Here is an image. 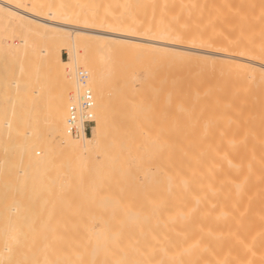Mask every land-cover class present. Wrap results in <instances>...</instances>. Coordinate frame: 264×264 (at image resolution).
<instances>
[{
	"label": "bare ground",
	"instance_id": "bare-ground-1",
	"mask_svg": "<svg viewBox=\"0 0 264 264\" xmlns=\"http://www.w3.org/2000/svg\"><path fill=\"white\" fill-rule=\"evenodd\" d=\"M145 56L144 76L117 79L118 64ZM203 66L215 75L210 119L199 90L185 100L168 77ZM80 70L94 125L75 137L67 109ZM144 85L155 93H137ZM135 93L145 103L131 109ZM115 104L133 126L121 158L145 169L123 223L93 215L75 234L44 224L51 238L0 264H264V0H0V206L33 168L53 172L63 198L82 191L114 133ZM25 208L7 205L18 217Z\"/></svg>",
	"mask_w": 264,
	"mask_h": 264
},
{
	"label": "rangeland",
	"instance_id": "rangeland-1",
	"mask_svg": "<svg viewBox=\"0 0 264 264\" xmlns=\"http://www.w3.org/2000/svg\"><path fill=\"white\" fill-rule=\"evenodd\" d=\"M62 57L64 59L67 58V54L64 50H62ZM149 59V56H145L144 59L140 61L141 63L134 62L132 64L130 63L129 66L124 63L118 64L117 79L129 74L132 75L133 73L138 76H144L145 72H143L142 68L144 66L149 67ZM141 65H143V67H141ZM156 73L154 72V76L152 77V86L157 83ZM168 77L177 78L179 80L181 87L174 92L182 91L185 100L193 96L194 89H198L199 93H201L199 96L203 101V111L208 114L209 119L211 118L213 110L212 88L215 75L212 69H210V66H203L199 72L189 67L181 69L173 68L170 70ZM167 85L169 89L172 83L168 82ZM139 90L140 92L137 93L146 94L147 96L155 93L152 88L145 85L141 86ZM137 93L132 95L133 97H131V101L128 104L131 109L134 108L136 102L143 101V103H145L140 96L136 95ZM161 93H163V91H161ZM114 109H116L113 111L115 121L114 133L107 142L105 155L96 157L92 167L89 168L85 180L86 186L82 191L73 192L63 198L57 192L56 175L51 171L49 172L43 169L36 170L33 168L27 172V176L24 177L19 188L15 190L11 189L6 192V201L0 206V255H5L7 257L19 256L24 254V250L33 247L36 242L49 237L51 238L50 235L47 237L43 236V234H46V231L41 227L44 224H67L65 226H69L68 230L75 234V230L78 233L84 231L83 225L91 223L93 215L105 217L106 222L109 224L117 225L123 223L124 220L121 217L122 208L126 202L132 201L133 193L138 187L137 178L145 169L143 170L139 168L138 165H134L130 162H125L121 158L122 152L131 148L129 142L131 141V130L133 126L130 123V116L126 105H117L116 107L115 104ZM107 199L112 200V204L102 205L101 202ZM14 200L26 206L27 208L24 210L30 207L27 211L28 216L26 213L25 217H18L9 213L7 205ZM62 200L66 201V203L63 204ZM39 204H45L46 207H49L48 210L46 209L48 212L44 210L45 207L44 209L43 206L41 208L39 207L42 216H40L39 210L37 211L35 209L37 211L35 212V210L31 208V206ZM62 209H67L68 212L63 213ZM43 210L46 212L45 215V212L42 214ZM126 212L130 214L129 210ZM30 214H38L39 217L31 219ZM96 223H99V221H96ZM74 224H78L80 228L78 229L77 226L78 230L76 228L74 229V227V230L70 228V226ZM28 225H32L33 227L27 230ZM81 226L83 228H81ZM62 228L57 227L55 230L64 231ZM46 229L48 230L49 228ZM80 229L82 231H79ZM130 231L131 227L129 226L128 233ZM12 232H16L13 238L10 237V233ZM59 232L61 233V231ZM66 232L67 229L65 233ZM75 236L76 235H74V238ZM62 238H64V236ZM13 239L14 242L8 243V241ZM5 246H9L11 250L8 252L2 251ZM3 264H9V262H4Z\"/></svg>",
	"mask_w": 264,
	"mask_h": 264
},
{
	"label": "built area",
	"instance_id": "built-area-1",
	"mask_svg": "<svg viewBox=\"0 0 264 264\" xmlns=\"http://www.w3.org/2000/svg\"><path fill=\"white\" fill-rule=\"evenodd\" d=\"M77 78L83 87L75 103L67 109V128L73 136L87 135L94 125V99L91 91L86 88L87 75L82 70L78 71Z\"/></svg>",
	"mask_w": 264,
	"mask_h": 264
}]
</instances>
